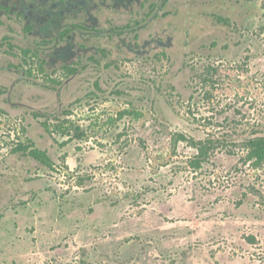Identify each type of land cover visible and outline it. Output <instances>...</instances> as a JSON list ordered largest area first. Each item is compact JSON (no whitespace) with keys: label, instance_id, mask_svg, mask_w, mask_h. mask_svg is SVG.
<instances>
[{"label":"rangeland","instance_id":"rangeland-1","mask_svg":"<svg viewBox=\"0 0 264 264\" xmlns=\"http://www.w3.org/2000/svg\"><path fill=\"white\" fill-rule=\"evenodd\" d=\"M252 132L264 0H0V264H264Z\"/></svg>","mask_w":264,"mask_h":264},{"label":"trees","instance_id":"trees-1","mask_svg":"<svg viewBox=\"0 0 264 264\" xmlns=\"http://www.w3.org/2000/svg\"><path fill=\"white\" fill-rule=\"evenodd\" d=\"M70 72L73 73L75 71L70 70ZM182 142L190 144L196 150V154L187 162L188 167L195 171L200 170L210 160L214 151L222 146L223 143L220 138H216L215 136H209L197 141L188 138L184 134H175L172 140L174 152L177 151L179 144ZM242 149L246 153L245 161L251 163L252 167L255 169L264 167V132H252L246 135ZM13 152H22L47 168L54 166L48 153L36 148L32 142L29 144H19Z\"/></svg>","mask_w":264,"mask_h":264},{"label":"flooded vegetation","instance_id":"flooded-vegetation-1","mask_svg":"<svg viewBox=\"0 0 264 264\" xmlns=\"http://www.w3.org/2000/svg\"><path fill=\"white\" fill-rule=\"evenodd\" d=\"M112 1H118V0H112ZM121 1H123V2H125V3H131V2H134V1H136V0H121ZM140 1V0H139ZM137 2H138V0H137ZM112 6L114 7V4H112Z\"/></svg>","mask_w":264,"mask_h":264}]
</instances>
